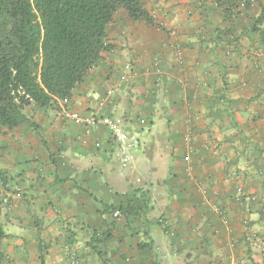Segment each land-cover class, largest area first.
<instances>
[{"label": "crops", "instance_id": "1", "mask_svg": "<svg viewBox=\"0 0 264 264\" xmlns=\"http://www.w3.org/2000/svg\"><path fill=\"white\" fill-rule=\"evenodd\" d=\"M180 18L166 34L120 10L69 104L0 133L10 264H264V43L249 21ZM63 107L136 136L128 167Z\"/></svg>", "mask_w": 264, "mask_h": 264}, {"label": "trees", "instance_id": "2", "mask_svg": "<svg viewBox=\"0 0 264 264\" xmlns=\"http://www.w3.org/2000/svg\"><path fill=\"white\" fill-rule=\"evenodd\" d=\"M199 1H212L225 19L238 8L237 0ZM120 10L135 21L154 24L145 0H0V131L27 122V106L46 108L71 99L76 86L112 50L107 27ZM254 29L264 43V30ZM0 180L5 186L2 171ZM3 197L0 189V215ZM6 237L0 223V264H6L1 251ZM43 258L41 253V264Z\"/></svg>", "mask_w": 264, "mask_h": 264}, {"label": "rangeland", "instance_id": "3", "mask_svg": "<svg viewBox=\"0 0 264 264\" xmlns=\"http://www.w3.org/2000/svg\"><path fill=\"white\" fill-rule=\"evenodd\" d=\"M237 3H238V8L232 12V15L229 19L232 20L241 19V20L249 21V27L252 34L253 33L259 34L257 31H255L254 28L264 27V20L260 21V16L262 14V10L264 7V0H237ZM215 6L216 5L212 1H209L207 3H201L199 0H145V8L149 11L151 16L153 17L154 24L156 23L158 29L166 34L178 32V26L176 27V29L173 28L174 30H172L170 29L167 23V21L172 22L177 16L181 17L179 20L181 19L190 20L192 17L195 16L203 17L207 15L212 19H225V14L221 10L216 9L217 7ZM194 8H196V10ZM204 8H208V9L210 8V10L207 11L208 10L207 9L205 11ZM175 9L177 11L174 13ZM201 9L204 11H202ZM199 10H201L202 13L199 14ZM229 32L230 31H228L227 34H230ZM2 131L3 129L0 131V133H2ZM31 251L33 253L32 254L33 257L36 256L38 257L37 250H36V254L34 253L35 249ZM38 252L39 255L41 253H44V256H46V254H48V248H44L41 250L39 249ZM12 262L13 261H11V259L8 258L6 259V264L7 263L10 264Z\"/></svg>", "mask_w": 264, "mask_h": 264}, {"label": "built area", "instance_id": "4", "mask_svg": "<svg viewBox=\"0 0 264 264\" xmlns=\"http://www.w3.org/2000/svg\"><path fill=\"white\" fill-rule=\"evenodd\" d=\"M128 70L129 67H127ZM125 79V77H124ZM116 90L110 91V94L115 93ZM69 99H65L64 101H59L61 106H67L69 104ZM62 116L74 120L78 124L85 125L90 128H94L97 126H105L108 127L112 131V140L114 143L117 144L118 152H119V159H121V165L123 168L128 167V162L131 157V150L133 149V145L137 144V138L134 135L124 133L116 128L114 125L112 119L108 116H96L93 115L91 117L87 118H82L72 112L71 110L64 108L62 109ZM191 138L190 136H187L184 141L185 142H190ZM9 205V198L7 195H5L2 199V207L5 208L6 206ZM117 218L121 217L122 214L120 211H116L114 214Z\"/></svg>", "mask_w": 264, "mask_h": 264}]
</instances>
